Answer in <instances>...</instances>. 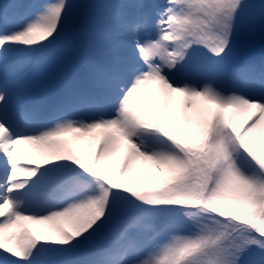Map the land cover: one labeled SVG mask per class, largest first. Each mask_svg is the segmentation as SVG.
<instances>
[{
  "label": "snow or ice",
  "instance_id": "obj_1",
  "mask_svg": "<svg viewBox=\"0 0 264 264\" xmlns=\"http://www.w3.org/2000/svg\"><path fill=\"white\" fill-rule=\"evenodd\" d=\"M72 7L0 0V264H264V64L231 82L222 65L257 23L264 41V0L95 5L97 92L24 108L16 69L44 58Z\"/></svg>",
  "mask_w": 264,
  "mask_h": 264
},
{
  "label": "trees",
  "instance_id": "obj_2",
  "mask_svg": "<svg viewBox=\"0 0 264 264\" xmlns=\"http://www.w3.org/2000/svg\"><path fill=\"white\" fill-rule=\"evenodd\" d=\"M69 3L73 6L69 12V16L66 22V26L62 31L61 35L57 40L51 45L52 48L57 50V55L55 62V68L52 71L53 74H59L60 70L58 65H61L62 61L69 60L72 53L81 51L86 57L84 45L85 43L80 42L88 36L86 33V26L91 24V22L101 13L106 12L107 9L94 7L95 5L108 4L104 0H69ZM78 33L76 37L74 34ZM81 47V48H80ZM264 64V41L261 40L259 33V26L257 23V28L254 35L249 36V34L244 37L243 32L237 38L232 50L223 58L222 65L224 68V73L228 81L232 79V73L234 71H247L250 67H259ZM48 94L47 96H49ZM157 98L159 96L155 93ZM181 97L174 98L172 104H170V111H178L180 108L179 99ZM77 147L79 151H84L85 143L84 141H78ZM124 158V152L121 151L112 159L113 170L118 169L120 163ZM145 165L143 163H137L133 166V176H138L142 173ZM67 227V225H65ZM102 237H96L93 240L87 242L85 245L78 250L76 258H85L89 251L100 243Z\"/></svg>",
  "mask_w": 264,
  "mask_h": 264
},
{
  "label": "rangeland",
  "instance_id": "obj_3",
  "mask_svg": "<svg viewBox=\"0 0 264 264\" xmlns=\"http://www.w3.org/2000/svg\"><path fill=\"white\" fill-rule=\"evenodd\" d=\"M43 2H45V0H42L40 3H43ZM247 35L248 34L245 33L244 37L246 38ZM40 66L41 65H39L38 68ZM38 68L28 77V79L26 81H23L21 83L16 84V86H15L16 91L20 94L21 100L29 99L26 94H27V92H29L31 90V87L34 85V83H36V81L39 79V75L41 73L42 67L40 69H38ZM153 91H154V94L157 93V95L159 96V93L156 92L155 87H154ZM179 96H181V94H179V93L173 94L172 103L174 101V98L179 97ZM245 119H246V117H245ZM22 151H23V155H24L25 159H36L35 153L32 149H30L26 146H22ZM35 227L38 228V226H36V225H35Z\"/></svg>",
  "mask_w": 264,
  "mask_h": 264
}]
</instances>
